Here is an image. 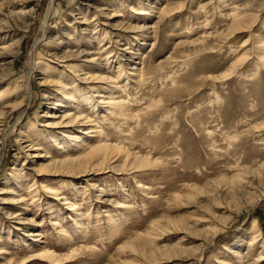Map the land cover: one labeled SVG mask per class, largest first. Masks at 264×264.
<instances>
[{
  "label": "rangeland",
  "instance_id": "374dc122",
  "mask_svg": "<svg viewBox=\"0 0 264 264\" xmlns=\"http://www.w3.org/2000/svg\"><path fill=\"white\" fill-rule=\"evenodd\" d=\"M51 2L0 0V264H264V0Z\"/></svg>",
  "mask_w": 264,
  "mask_h": 264
},
{
  "label": "bare ground",
  "instance_id": "6f19581e",
  "mask_svg": "<svg viewBox=\"0 0 264 264\" xmlns=\"http://www.w3.org/2000/svg\"><path fill=\"white\" fill-rule=\"evenodd\" d=\"M54 1L55 0H52V2H51V5H49V7H48V10H47V13H46V17H47V15L49 16V12L51 11V9H52V7H54ZM95 16H93V19H92V22L93 21H96L95 19ZM47 20V19H46ZM46 20H45V22H46ZM85 21H88V20H85ZM238 21V20H237ZM23 22V21H22ZM91 22V23H92ZM89 23V22H88ZM98 23H99V21L98 22H96L95 23V27H98ZM135 29H138V30H141L140 29V27H138V28H135ZM98 33V32H97ZM1 37H3L2 35L0 36V38ZM1 39H3V38H1ZM4 39H5V37H4ZM2 41V40H1ZM112 41H110V43H111ZM0 43H2V42H0ZM1 45V44H0ZM110 45H108V47H109ZM3 47H6V48H8V47H10V45H6V46H3ZM108 47H104L103 49L104 50H106V54H109V53H111V49H112V47L111 48H108ZM6 48H2V49H0V50H5ZM78 49V48H77ZM75 51V50H74ZM69 53H72L73 54V51H71V49L68 51ZM67 52V53H68ZM76 52V51H75ZM66 53V54H67ZM68 56V55H67ZM65 57V56H64ZM100 58V56L99 57H96V56H93L91 59L92 60H98ZM76 71H80V70H78V69H76ZM64 71H62V72H60V73H58V75L60 74H62V76L64 75V73H63ZM32 77H33V70H28V82H29V86H28V91H27V95H26V97H25V104H23V106L21 107V109L19 110V112H18V117H17V121H19L20 119H21V117L25 114V112H27L28 111V109L31 107V105H30V103H31V97H32V95H33V87L31 86V80H32ZM224 78V77H223ZM89 79H93V78H89ZM95 79V78H94ZM62 82V81H61ZM74 83H75V81H73ZM72 82V83H73ZM56 83H58V81L56 82ZM58 85H59V89L58 90H60V85L61 84H59L58 83ZM75 87H77V83H75V85H74ZM111 86V85H110ZM73 86H71L70 88L68 87V88H65V86H63L62 88H61V90H62V92H63V95H64V97H65V99H66V103H71V102H73V101H75V99L77 100V97H76V95H75V93H74V91H73V89H75V88H72ZM90 87V86H89ZM72 89V90H71ZM103 89V91H105V88H102ZM87 95L89 96V93H87ZM100 98H101V101L103 100V101H106L107 99L106 98H109V97H107V96H104V94L102 95L101 93H100V96H99ZM110 99H111V102L110 103H112V104H115L116 103V107H118V112L119 113H121V112H123L124 113V111H125V109L126 108H128L127 106V102L130 100V99H128V100H120V101H118V102H116L115 101V96H110ZM83 100H84V102L86 103L87 102V100H88V97L87 96H84V98H83ZM110 103H106V105H108V104H110ZM29 105H30V107H29ZM63 106L65 107L66 106V104H63ZM82 110V109H81ZM79 114H83V111L82 112H80ZM78 114V116L77 117H75L74 118V114L72 115L71 114V112L69 111V110H67L65 113H64V115H63V120H64V123H71V122H78V123H80V122H84V123H89L88 125H90V128H92V130H94L95 128H96V124L97 123H95L94 122V120H92V118L91 117H89V116H84V115H79ZM129 113H127V115H128ZM121 116H123V114H121ZM125 117H129V115L128 116H125ZM80 119V120H79ZM16 121V122H17ZM16 124V123H15ZM74 139L75 138H77V136H74L73 137ZM88 139V138H87ZM5 142H6V140L4 139V140H1L0 141V143H2V145L3 144H5ZM84 143H86L85 142V140H84ZM83 145V144H82ZM84 145H86V144H84ZM82 146V148H84L83 150H86L87 148H90L91 146ZM28 146V145H27ZM29 146H31V148H33V146H32V144H30ZM104 145H100L99 146V148L98 149H101V148H103L102 150H100V151H98V152H95V153H100V152H102V151H104V150H106L107 149V147L106 146H104ZM35 149H39V147L37 146V148H35ZM116 149H117V152H118V154H120L121 152L120 151H118V148L116 147ZM36 155H42L41 153H39L38 154V152H36L35 154H34V156H36ZM115 155L113 154V153H110L109 152V150L107 149V152H105L103 155H101L100 157H99V159H101L102 160V162H99L97 165H95V166H90L89 165V167L87 166V168H83V169H80L79 171H71V168H68V170H64V171H68V172H80V174H83V175H89V174H93V172L94 171H101V170H103L104 171V169H106V168H112L111 166H109V165H107L110 161H111V159L114 157ZM120 156V155H119ZM139 159H141L140 157H138L137 156V154L136 153H134V152H130V151H128L127 152V154H126V159H125V163H124V165H130V167H129V169H127V171H129L130 169H134V170H136V169H140L141 168V166H146V164H142V162H140L141 164H138V161H139ZM142 161H143V159H141ZM140 160V161H141ZM74 161V160H73ZM80 163H87V164H90V157L89 156H86V157H83V159H81V161H80ZM71 166H73V165H71ZM124 167H126V166H124ZM244 173V172H243ZM241 178V177H240ZM139 186H142L141 184L139 185ZM38 193V192H37ZM36 193V194H37ZM34 195V194H33ZM26 201V198H24V197H20V198H17V201H16V203H23V202H25ZM68 204H70V207H73V206H75L74 204H72L71 202H68ZM116 206L118 207L119 206V204H116ZM83 217V216H82ZM53 225H55V226H61V222H60V220L58 219V218H55V219H53ZM254 239V238H253ZM263 245H264V242H263ZM5 253V250H4V247H2L1 249H0V254H4ZM264 256V254L262 253L261 254V257H263ZM264 258V257H263ZM42 259L43 260H47V261H50V262H57V261H60L61 259H56V258H54V255L48 250L47 251V253L46 254H44V255H42ZM26 263V262H25ZM25 263H22V264H25Z\"/></svg>",
  "mask_w": 264,
  "mask_h": 264
}]
</instances>
